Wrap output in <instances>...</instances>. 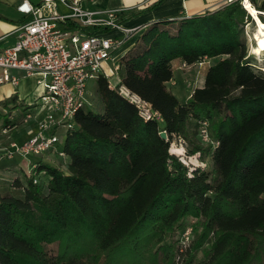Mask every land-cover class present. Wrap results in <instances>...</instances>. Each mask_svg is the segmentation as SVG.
Here are the masks:
<instances>
[{
    "label": "trees",
    "instance_id": "trees-1",
    "mask_svg": "<svg viewBox=\"0 0 264 264\" xmlns=\"http://www.w3.org/2000/svg\"><path fill=\"white\" fill-rule=\"evenodd\" d=\"M161 1L120 11L116 23ZM245 17L233 3L136 29L117 60L118 84L161 121L143 120L99 75L96 108L85 105L64 130L65 170L37 162L0 190V264H264V73L248 59ZM177 59L210 60L203 85L183 101L167 87ZM17 107L27 108L15 94L0 101L4 127ZM202 122L208 143L198 136ZM171 144L204 166L185 165ZM188 220L193 235L182 247Z\"/></svg>",
    "mask_w": 264,
    "mask_h": 264
},
{
    "label": "built area",
    "instance_id": "built-area-1",
    "mask_svg": "<svg viewBox=\"0 0 264 264\" xmlns=\"http://www.w3.org/2000/svg\"><path fill=\"white\" fill-rule=\"evenodd\" d=\"M233 3H238L244 11L248 3L257 10L264 23V10L260 8L264 0H224V5ZM58 5L66 12H59ZM16 11L23 20L13 32V44L0 47V85L15 86L20 72L35 77L40 92L29 104L32 111L24 113L22 119L23 123L33 119L34 131L27 139L13 143V149L23 156H40L49 150H57V154L63 156L56 148L60 142L56 130L73 126L75 113L89 105L87 81L95 80L99 75L108 77L105 63L136 29L116 23L120 10L85 8L82 0H37L35 3L20 0ZM67 22L75 23L77 28H67ZM89 26L109 27L119 31L120 36L88 34L81 29ZM110 87H117L118 93L135 106L143 120L161 121L157 112L118 81L110 82ZM198 136L201 142H210L206 122L200 124ZM193 156L198 157L197 154ZM11 157L8 153L7 158ZM180 160L189 164L182 157ZM33 168L34 165L31 171ZM36 181L34 178L33 182ZM189 231H186L187 236ZM184 238L188 240V237Z\"/></svg>",
    "mask_w": 264,
    "mask_h": 264
},
{
    "label": "crops",
    "instance_id": "crops-1",
    "mask_svg": "<svg viewBox=\"0 0 264 264\" xmlns=\"http://www.w3.org/2000/svg\"><path fill=\"white\" fill-rule=\"evenodd\" d=\"M20 0H0V47H6L13 44L15 40V34L13 33L16 27L23 20L22 15L16 11V5ZM32 3L37 2V0H30ZM150 0H82V6L91 9H118L123 14L127 15L131 12L138 11L141 9L145 2ZM264 4V3H263ZM224 6V0H162L159 5L151 9L148 12L133 15L127 21L122 23V25L129 29H142L143 27L158 21H172L176 22L182 19H187L193 16L204 15L206 13L212 12L220 7ZM58 5V11L65 13L66 9L62 7L60 9ZM108 36H120L119 31L111 30L107 32ZM132 45V44H131ZM131 45H127L126 41L120 46V52L118 53L117 60L130 48ZM123 47V49H121ZM205 65L202 75L204 76L209 65L210 60H204L201 62ZM200 65V66H202ZM18 82L15 86L5 83L0 85V101L15 94L18 102H22L24 108H15L7 112L14 113L15 111L20 112L21 115L24 113L32 111V106H29L33 102L40 92V88L36 84V78L33 76H26L20 72L17 73ZM174 94V93H173ZM175 96V95H174ZM176 97V96H175ZM11 107V106H9ZM1 111L5 112L4 109ZM12 121V117H8ZM30 125V131H24L15 139L16 141H22L27 139L34 131V120H28ZM26 122V123H28ZM15 127L14 125H9L8 128ZM60 132V131H59ZM64 130H62V135L60 139L62 141ZM58 150H61V142L56 145ZM51 152L55 157L57 156V150H49L46 153ZM0 150V190L9 185L15 178L22 180L24 170L17 164L14 159H3ZM45 156V155H44ZM34 157L38 160L33 162L34 165L37 162L47 163L51 166L58 167L52 164L50 161L51 156L46 155L47 160L43 158ZM60 160L67 163L68 159L65 156H60ZM60 168V167H59ZM61 169V168H60ZM26 173V172H25Z\"/></svg>",
    "mask_w": 264,
    "mask_h": 264
},
{
    "label": "rangeland",
    "instance_id": "rangeland-1",
    "mask_svg": "<svg viewBox=\"0 0 264 264\" xmlns=\"http://www.w3.org/2000/svg\"><path fill=\"white\" fill-rule=\"evenodd\" d=\"M61 8L62 7H60V9ZM245 22H247V24H245ZM241 27H243L242 38L244 39L246 43L248 59L252 63V65L256 66L257 68H260L261 70V68L263 67L262 65L264 64V61L262 62V64L258 65L259 61H257L258 60L257 58L264 59V51H262L260 54L252 53V47L254 46V42L251 37L253 36L255 25L251 17L247 13L244 19V23L241 25ZM135 38H136V35L129 37L126 40L127 45L133 44ZM121 49H123V47ZM119 52H120V49H117L114 53H112L110 59L105 63V70H106V73L111 83H115L116 81H118V76L116 74V64H117V56ZM200 65L202 64H198L197 66L185 65V64L183 65V62H181L178 59L172 62L173 77L167 83V87L172 93H174V95L176 96L178 100L180 101L185 100L190 95V93L192 92L194 88L201 87L203 85L204 76L202 75V73L204 71L205 65H202V66ZM94 85H95L94 80H88L86 83V88H87L86 98L89 101V105H91L90 107L92 108H96V102L93 97ZM261 102L264 104V99L261 100ZM7 116L13 118L10 123V126L14 125L15 127H12V128L10 127L8 128V126L4 127L3 123L0 121V150L2 153L1 156L3 157V159L5 158L7 160L14 159V161L17 164H20L21 168L23 167L24 173L26 172V174L28 175V171H31V166L34 160L38 161L34 159V157H38V156H34L30 154L26 156L20 155L13 149V143L14 144L20 143L21 141L15 140L18 137V135H20L24 131L26 132L30 131V125H29L30 122L23 123L22 122L23 115H21L20 112L18 111L17 112L15 111L14 113L7 112ZM62 130L64 129L58 128L56 130L59 137L62 135ZM60 142H61V139H60ZM169 150L171 153L179 156L180 159L181 157L184 158V160H186L187 163L191 164V167H195V166L203 167L204 166V164L200 162L194 156H190L187 158L184 157L182 148L178 146L177 144H171ZM8 153H11V156H12L11 158H7ZM47 154L51 156L50 161L52 164H55L58 167H60L62 170H65L64 162L60 160L61 158L59 155L55 157L56 153H54V155L51 152L44 153L40 155L39 158H43V160H47L45 158ZM13 192L19 195L17 190H13ZM189 222L190 220L186 222L185 229L177 235L178 242L179 244H181L182 247H184L185 244L187 243V239H185L184 237H188V239H191L193 235ZM188 229H190V231ZM186 231H189L188 236L186 235L187 233ZM49 248L54 251L55 245H50Z\"/></svg>",
    "mask_w": 264,
    "mask_h": 264
},
{
    "label": "bare ground",
    "instance_id": "bare-ground-1",
    "mask_svg": "<svg viewBox=\"0 0 264 264\" xmlns=\"http://www.w3.org/2000/svg\"><path fill=\"white\" fill-rule=\"evenodd\" d=\"M245 11L251 17L255 25L253 36L251 37L254 42V46L252 47V53L260 54L262 51H264V23L260 19L257 10L248 3L245 4ZM257 59V61H259L258 65L262 64V62L264 61V59L261 58ZM262 66L263 67L261 68V70H263L264 72V64Z\"/></svg>",
    "mask_w": 264,
    "mask_h": 264
},
{
    "label": "water",
    "instance_id": "water-1",
    "mask_svg": "<svg viewBox=\"0 0 264 264\" xmlns=\"http://www.w3.org/2000/svg\"><path fill=\"white\" fill-rule=\"evenodd\" d=\"M159 136L163 139H165V132H160Z\"/></svg>",
    "mask_w": 264,
    "mask_h": 264
}]
</instances>
